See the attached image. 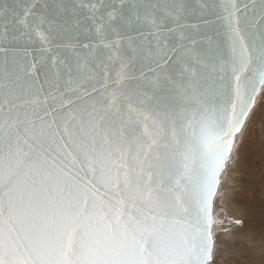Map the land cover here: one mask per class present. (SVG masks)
Wrapping results in <instances>:
<instances>
[{"label":"snow or ice","instance_id":"6c2138e0","mask_svg":"<svg viewBox=\"0 0 264 264\" xmlns=\"http://www.w3.org/2000/svg\"><path fill=\"white\" fill-rule=\"evenodd\" d=\"M258 105L264 0H0V264H238Z\"/></svg>","mask_w":264,"mask_h":264},{"label":"rangeland","instance_id":"374dc122","mask_svg":"<svg viewBox=\"0 0 264 264\" xmlns=\"http://www.w3.org/2000/svg\"><path fill=\"white\" fill-rule=\"evenodd\" d=\"M263 111L264 108L258 105L245 132L237 137L240 159L232 166L231 177H226L224 187L229 189L217 207V217L224 221L222 226H218V231L221 227L231 228L230 237L236 250L234 260L238 264H264ZM229 219L243 220L244 225L239 228L229 225Z\"/></svg>","mask_w":264,"mask_h":264},{"label":"bare ground","instance_id":"6f19581e","mask_svg":"<svg viewBox=\"0 0 264 264\" xmlns=\"http://www.w3.org/2000/svg\"><path fill=\"white\" fill-rule=\"evenodd\" d=\"M263 112H264V111H263ZM225 184H226V183H225ZM230 185H231V184H230ZM233 185H234V184H233ZM233 185H232V186H233ZM249 185H250V184H249ZM228 189H229V188H228ZM250 199H251V198H250ZM259 203H260V202H259ZM256 204H257V203H256ZM260 215H261V214H260ZM262 216H264V215H262ZM255 217H256V216H255ZM263 219H264V218H263ZM242 234H244V233H242ZM230 235H231V234H230ZM245 236H246V235H245ZM249 236H250V235H249ZM242 237H243V236H242ZM243 238H244V237H243ZM246 238H248V237H246ZM248 239H249V238H248ZM248 239H247V240H248ZM240 247H241V246H240ZM254 248H255V247H254ZM262 249H263V248H262ZM242 250H243V249H242ZM242 250H241V251H242ZM237 251H239V250H237ZM243 253H244V252H243ZM243 253H242V254H243ZM244 254H246V253H244Z\"/></svg>","mask_w":264,"mask_h":264}]
</instances>
